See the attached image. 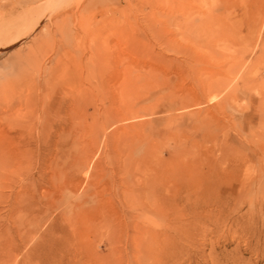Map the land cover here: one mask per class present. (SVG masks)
<instances>
[{
    "label": "rangeland",
    "instance_id": "1",
    "mask_svg": "<svg viewBox=\"0 0 264 264\" xmlns=\"http://www.w3.org/2000/svg\"><path fill=\"white\" fill-rule=\"evenodd\" d=\"M0 42V264H264V0H0Z\"/></svg>",
    "mask_w": 264,
    "mask_h": 264
},
{
    "label": "bare ground",
    "instance_id": "2",
    "mask_svg": "<svg viewBox=\"0 0 264 264\" xmlns=\"http://www.w3.org/2000/svg\"><path fill=\"white\" fill-rule=\"evenodd\" d=\"M7 31H8V30H7ZM7 31H6V32H7ZM9 31H10V30H9ZM9 31H8V33H9ZM9 34H10V33H9ZM6 35H7V33H6ZM7 37H9V36L7 35ZM7 37H6V38H7ZM8 40H9V39H8ZM10 40H11V38H10ZM1 42H2V41H1ZM1 42H0V43H1ZM2 43H3V42H2ZM211 98H212V97H211ZM213 98H214V97H213ZM213 98H212V99H213ZM214 99H215V98H214ZM214 99H213V100H214ZM179 198H180V197H178L177 200H178ZM162 199H163V198H162ZM179 200H180V199H179ZM9 261H10V260H9Z\"/></svg>",
    "mask_w": 264,
    "mask_h": 264
}]
</instances>
